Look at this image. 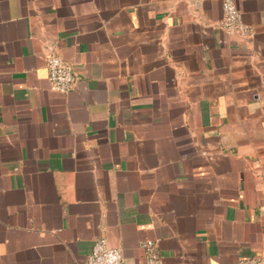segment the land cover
Instances as JSON below:
<instances>
[{"label": "crops", "instance_id": "crops-1", "mask_svg": "<svg viewBox=\"0 0 264 264\" xmlns=\"http://www.w3.org/2000/svg\"><path fill=\"white\" fill-rule=\"evenodd\" d=\"M235 1L252 37L223 0H0V264L264 256V0Z\"/></svg>", "mask_w": 264, "mask_h": 264}, {"label": "built area", "instance_id": "built-area-1", "mask_svg": "<svg viewBox=\"0 0 264 264\" xmlns=\"http://www.w3.org/2000/svg\"><path fill=\"white\" fill-rule=\"evenodd\" d=\"M220 24L231 34L245 38L254 35L253 28L244 22L242 12L235 0H223V18ZM47 68L52 90L68 92L75 81L71 65L60 56L51 55L48 58ZM140 246L144 252L145 264L163 263L157 241L147 239L142 241ZM86 264H126V262L121 248L111 247L105 239H99L94 243ZM238 264H264V256L241 258Z\"/></svg>", "mask_w": 264, "mask_h": 264}]
</instances>
